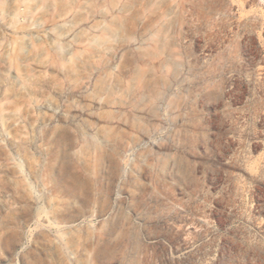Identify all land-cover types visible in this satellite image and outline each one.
<instances>
[{
  "label": "rangeland",
  "instance_id": "374dc122",
  "mask_svg": "<svg viewBox=\"0 0 264 264\" xmlns=\"http://www.w3.org/2000/svg\"><path fill=\"white\" fill-rule=\"evenodd\" d=\"M0 264H264V0H0Z\"/></svg>",
  "mask_w": 264,
  "mask_h": 264
}]
</instances>
